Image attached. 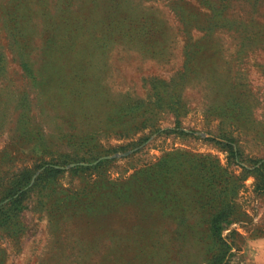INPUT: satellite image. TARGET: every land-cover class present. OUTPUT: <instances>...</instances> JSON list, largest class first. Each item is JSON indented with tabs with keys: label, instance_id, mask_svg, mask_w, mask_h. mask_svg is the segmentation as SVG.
I'll list each match as a JSON object with an SVG mask.
<instances>
[{
	"label": "rangeland",
	"instance_id": "1",
	"mask_svg": "<svg viewBox=\"0 0 264 264\" xmlns=\"http://www.w3.org/2000/svg\"><path fill=\"white\" fill-rule=\"evenodd\" d=\"M0 264H264V0H0Z\"/></svg>",
	"mask_w": 264,
	"mask_h": 264
}]
</instances>
